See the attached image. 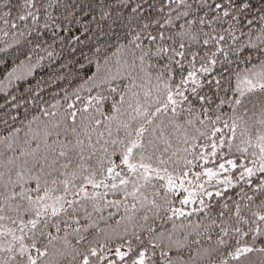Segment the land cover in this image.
Segmentation results:
<instances>
[{"label":"snow or ice","instance_id":"snow-or-ice-1","mask_svg":"<svg viewBox=\"0 0 264 264\" xmlns=\"http://www.w3.org/2000/svg\"><path fill=\"white\" fill-rule=\"evenodd\" d=\"M0 264H264V0H0Z\"/></svg>","mask_w":264,"mask_h":264}]
</instances>
